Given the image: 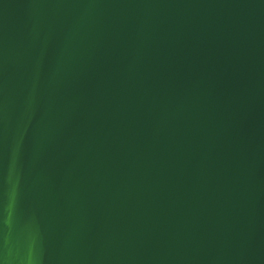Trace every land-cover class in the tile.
<instances>
[{
    "label": "water",
    "instance_id": "obj_1",
    "mask_svg": "<svg viewBox=\"0 0 264 264\" xmlns=\"http://www.w3.org/2000/svg\"><path fill=\"white\" fill-rule=\"evenodd\" d=\"M0 264H264V0H0Z\"/></svg>",
    "mask_w": 264,
    "mask_h": 264
}]
</instances>
